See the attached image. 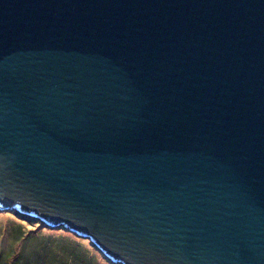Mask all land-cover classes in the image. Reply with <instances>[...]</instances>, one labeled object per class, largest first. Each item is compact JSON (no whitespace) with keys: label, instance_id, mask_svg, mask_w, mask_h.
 Listing matches in <instances>:
<instances>
[{"label":"water","instance_id":"water-1","mask_svg":"<svg viewBox=\"0 0 264 264\" xmlns=\"http://www.w3.org/2000/svg\"><path fill=\"white\" fill-rule=\"evenodd\" d=\"M120 264H264V0H0V209Z\"/></svg>","mask_w":264,"mask_h":264},{"label":"rangeland","instance_id":"rangeland-1","mask_svg":"<svg viewBox=\"0 0 264 264\" xmlns=\"http://www.w3.org/2000/svg\"><path fill=\"white\" fill-rule=\"evenodd\" d=\"M15 209H0V264H25L19 262L18 258L21 252L22 244H29L30 248H36L41 243H38V238L42 240L48 239L44 244H48L52 250L43 251L37 259V262L28 264H120L108 261L102 253L89 242V238L80 237L73 232H70L62 227L51 228L45 223L39 221L38 218L23 217L20 214L14 213ZM20 233V234H19ZM16 236L12 238V235ZM29 236L27 242L18 237ZM38 235V236H37ZM78 239V240H77ZM78 241L81 247L89 251L88 257L85 250L77 249L83 255L74 257L66 252H58V248L70 251L72 245ZM17 241V242H16ZM48 246V247H49ZM80 246V245H79ZM79 254V253H77ZM93 258H90V257ZM22 259V258H21Z\"/></svg>","mask_w":264,"mask_h":264},{"label":"trees","instance_id":"trees-1","mask_svg":"<svg viewBox=\"0 0 264 264\" xmlns=\"http://www.w3.org/2000/svg\"><path fill=\"white\" fill-rule=\"evenodd\" d=\"M20 234V233H19ZM38 236V235H37ZM81 237V236H80ZM12 238H15L16 239V236H14V234L12 235ZM21 238H23V240L25 241V243L27 242V240H28V238H29V236H21V237H18V240H20ZM48 239V237L46 238V239H44V240H42L40 237L38 238V243H41L40 245H38L36 248H30V246H29V242L27 243V244H22V247H21V252L19 253V257H17V259L18 258H20V259H18V261L19 262H25V264H28V263H33L34 261L35 262H37V259H38V257L40 256V254L42 253V252H44L43 251V248H45L46 250H52V248H50V246L48 245V244H44L45 243V241ZM78 240V239H77ZM17 242V241H16ZM73 243H74V246L72 245V247H71V249H70V251H67V250H64L63 248H58L57 249V251L58 252H60V253H62V252H66V253H68L69 255H72V256H74V257H77V256H82L83 255V253H81V248H82V250H85L86 252H85V254H87V257H88V254H91V253H89V251L87 250V249H85V248H83V247H81V244L78 242V241H76L75 240V242L74 241H72ZM90 242V241H89ZM80 245V246H79ZM49 246V247H48ZM77 246L79 247V249H77ZM54 250H52V252H53ZM77 253H79V254H77ZM22 258V259H21ZM90 258H93L92 256L90 257Z\"/></svg>","mask_w":264,"mask_h":264},{"label":"clouds","instance_id":"clouds-1","mask_svg":"<svg viewBox=\"0 0 264 264\" xmlns=\"http://www.w3.org/2000/svg\"><path fill=\"white\" fill-rule=\"evenodd\" d=\"M67 230V229H66ZM69 231V230H68ZM71 232V231H70ZM90 241V240H89ZM103 255V254H102Z\"/></svg>","mask_w":264,"mask_h":264}]
</instances>
